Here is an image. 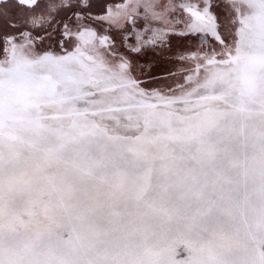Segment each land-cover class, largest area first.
Listing matches in <instances>:
<instances>
[{"label":"snow or ice","instance_id":"6c2138e0","mask_svg":"<svg viewBox=\"0 0 264 264\" xmlns=\"http://www.w3.org/2000/svg\"><path fill=\"white\" fill-rule=\"evenodd\" d=\"M93 8L0 0V264H264V0Z\"/></svg>","mask_w":264,"mask_h":264},{"label":"rangeland","instance_id":"374dc122","mask_svg":"<svg viewBox=\"0 0 264 264\" xmlns=\"http://www.w3.org/2000/svg\"><path fill=\"white\" fill-rule=\"evenodd\" d=\"M188 44L186 39L181 37H173L172 38V50L175 52L178 49H182ZM142 62L151 63L152 71L154 74H161L165 71V69L171 68L172 65L167 63L162 58H157L152 53H148L145 57L141 58Z\"/></svg>","mask_w":264,"mask_h":264},{"label":"flooded vegetation","instance_id":"af4514ba","mask_svg":"<svg viewBox=\"0 0 264 264\" xmlns=\"http://www.w3.org/2000/svg\"><path fill=\"white\" fill-rule=\"evenodd\" d=\"M94 5L93 13L96 15L102 14L106 5L118 2V0H91Z\"/></svg>","mask_w":264,"mask_h":264}]
</instances>
